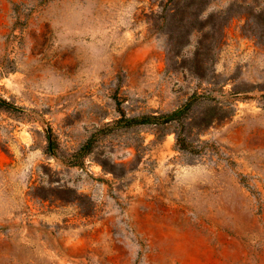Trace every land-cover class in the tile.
Wrapping results in <instances>:
<instances>
[{
    "label": "rangeland",
    "instance_id": "rangeland-1",
    "mask_svg": "<svg viewBox=\"0 0 264 264\" xmlns=\"http://www.w3.org/2000/svg\"><path fill=\"white\" fill-rule=\"evenodd\" d=\"M0 99V264H264V0H0Z\"/></svg>",
    "mask_w": 264,
    "mask_h": 264
},
{
    "label": "trees",
    "instance_id": "trees-1",
    "mask_svg": "<svg viewBox=\"0 0 264 264\" xmlns=\"http://www.w3.org/2000/svg\"><path fill=\"white\" fill-rule=\"evenodd\" d=\"M0 106H4V107L10 108V109L14 108L10 103H8L6 100H3V99H0ZM177 115H178V113L176 112V113L172 114L170 116V118H175ZM146 118L147 119H145V117H144V120H150L148 117H146Z\"/></svg>",
    "mask_w": 264,
    "mask_h": 264
}]
</instances>
